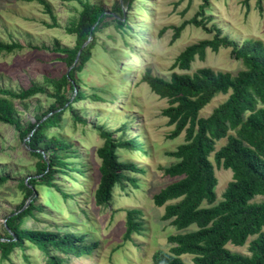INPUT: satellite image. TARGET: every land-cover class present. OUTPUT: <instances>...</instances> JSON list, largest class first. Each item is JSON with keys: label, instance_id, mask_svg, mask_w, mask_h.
<instances>
[{"label": "trees", "instance_id": "obj_1", "mask_svg": "<svg viewBox=\"0 0 264 264\" xmlns=\"http://www.w3.org/2000/svg\"><path fill=\"white\" fill-rule=\"evenodd\" d=\"M27 1H36L43 6L52 19V23L45 22L48 26H61L49 0ZM68 1H77L81 6L65 25L66 32L75 37V43L64 44L56 38L53 44V50L61 54L68 70L61 75L49 74L43 83L33 82L20 89L0 85V122L14 126L37 158L36 173L19 181L22 202L3 223L1 260L10 259L17 248L37 245L47 255V264H69L70 255H90L98 244L88 240L85 232H62L58 228L39 229L28 225L29 219H38V211L44 212L43 204L38 202L39 193L56 190L65 199L70 197L55 181L58 173L72 179H77L78 174L86 176L88 164L82 160L76 142L51 129L62 126L67 111L73 114L75 124L89 125L86 112L77 107L78 102L88 96H100L87 94L80 74L100 46L108 48L100 38L104 29L113 25L123 30L129 26V13L135 0H117L110 11L91 0ZM211 6V0H203L194 17L173 26L172 42L190 24L213 33L211 38L201 39L181 51L173 68L190 70L197 57L206 58L208 48L218 52L224 47L231 48L232 58L241 60L242 70L232 74L205 66L191 74L174 71L170 78L152 74L151 68L142 73V81L169 102L163 114L170 124L175 125L171 136L185 132V141L169 153L177 161L162 168L166 175L176 180L153 196L157 206H165L163 219L170 220L177 230L167 236L172 243L170 249H159L154 253V264H264V200H256L258 196H264V42L253 38L238 42L230 34H223L214 17L206 14ZM23 48L21 41L0 39V53ZM79 52V61L74 64ZM220 93L229 95L208 116H201V110ZM38 94H46L50 104L24 126L16 100L23 102L26 109V101ZM42 108V103L36 106L37 110ZM106 126V123L94 126L103 139L97 149L101 163L94 199L98 206L111 204L115 187L125 179L134 183L138 181L129 174L137 169L136 164L121 159L119 149L145 150L144 147L149 145L138 136L125 137L130 130L128 122L116 130L121 132L120 135ZM223 138H227V142L217 148V141ZM213 153L218 165L233 171L223 199L218 202V177L211 159ZM8 179V175L0 176V185ZM205 202L208 205H204ZM140 213V209L128 210L124 235L128 240L142 228L141 221L136 220ZM192 226L196 228L190 229ZM251 236L249 254L234 252L227 247L229 243L243 246ZM184 255H191L192 263L187 262Z\"/></svg>", "mask_w": 264, "mask_h": 264}, {"label": "rangeland", "instance_id": "obj_2", "mask_svg": "<svg viewBox=\"0 0 264 264\" xmlns=\"http://www.w3.org/2000/svg\"><path fill=\"white\" fill-rule=\"evenodd\" d=\"M49 1L54 6L61 26H48L45 22L52 23V19L36 1L0 0V39L21 41L24 45L23 49L12 53H0L1 86L20 89L33 82L43 83L44 77L49 74L61 75L68 70L67 64L60 58L61 54L53 50V44L58 38L64 44L74 45L75 37L66 32L65 25L81 6L77 1ZM91 1L102 4L110 11L117 0ZM211 2L212 6L206 10V14L214 17L223 34H230L238 42L245 38L264 42V0ZM202 3L203 0H135L133 10L129 13V26L123 30L113 25L104 29L100 38L108 48L100 46L80 74L87 94L97 93L100 96H88L78 102L77 107L84 109L89 125L82 127L80 123L75 124L73 114L67 111L62 126L51 129L76 142L82 160L88 164L86 176L75 173L77 179H72L58 173L55 181L70 197L65 199L56 190L42 191L38 194V202L43 204L44 212L38 211V219H29L28 225L39 229L58 228L62 232H85L88 240L98 243L90 255H70L69 264H154V253L159 249L169 250L172 246L167 236L177 230L170 220L163 219L165 206H157L153 196L176 180L166 175L162 168L177 161L169 153L185 141V132L176 137L171 136L175 125L170 124L168 117L163 114L169 102L142 81V73L151 68L152 74L170 78L174 71L191 74L205 66L232 74L242 70L241 60L232 58L231 48L224 47L218 52L208 48L206 58L197 57L190 70L173 68L176 57L188 45L213 36L212 32L190 24L172 42L173 26L194 17ZM228 95L220 93L214 97L201 110V116H208ZM26 103L28 107L25 109L24 103L16 100L24 126L34 120L36 113L47 109L50 99L46 94H38ZM39 103L43 105L41 110L36 109ZM124 122L130 125L126 138L138 136L149 144L144 147L145 150L119 149L121 159L136 164L137 169L129 174L138 178V181L134 183L125 179L115 187L112 203L98 206L94 199L101 163L97 149L103 139L94 126L106 123V127L120 135L121 132L116 130ZM226 142L227 138L218 140L217 148ZM211 159L218 177V202L223 199L228 182L233 178V171L218 165L214 153ZM36 161L37 158L31 154L29 145L20 137L18 130L0 122V176H9L6 183L0 185V233H3L6 216L22 202L19 181L29 179L36 173ZM256 200H264V196H258ZM204 205H208L207 202ZM129 209L141 210L136 220L141 221L142 228L128 240L124 235ZM195 228L192 226L190 229ZM251 239L252 236L243 246L229 243L227 247L234 252L249 254ZM183 258L192 263L191 255H184ZM0 264H47V255L39 246L28 245L26 249L17 248L10 259H0Z\"/></svg>", "mask_w": 264, "mask_h": 264}, {"label": "water", "instance_id": "obj_3", "mask_svg": "<svg viewBox=\"0 0 264 264\" xmlns=\"http://www.w3.org/2000/svg\"><path fill=\"white\" fill-rule=\"evenodd\" d=\"M87 44V43H86ZM79 56H80V52H79V54H78V56H77V58H76V60H75V63L74 64H76L78 61H79Z\"/></svg>", "mask_w": 264, "mask_h": 264}, {"label": "bare ground", "instance_id": "obj_4", "mask_svg": "<svg viewBox=\"0 0 264 264\" xmlns=\"http://www.w3.org/2000/svg\"><path fill=\"white\" fill-rule=\"evenodd\" d=\"M240 248H241V247H240ZM252 248H253V247H252ZM258 249H259V248H258ZM246 250H247V249H246ZM254 251H255V250H254ZM237 256H238V255H237ZM237 256H236V257H237ZM237 264H238V263H237Z\"/></svg>", "mask_w": 264, "mask_h": 264}]
</instances>
